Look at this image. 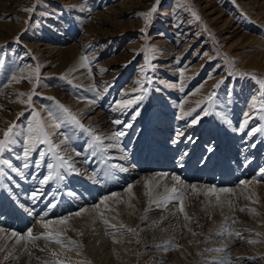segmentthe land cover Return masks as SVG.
I'll return each instance as SVG.
<instances>
[{"label": "rangeland", "instance_id": "rangeland-1", "mask_svg": "<svg viewBox=\"0 0 264 264\" xmlns=\"http://www.w3.org/2000/svg\"><path fill=\"white\" fill-rule=\"evenodd\" d=\"M125 2L133 6L127 10L121 7L122 11L125 10L122 16L112 15V10H119V5ZM242 3V0H214L212 7L205 10L202 8L204 2L201 0H161L157 12L150 20L146 21V18L139 14L148 12L155 4V0H25L26 5L21 6L23 9L20 5L19 9L8 8L11 7L10 2L0 1V98L8 100H6L7 107L0 109L3 113H0V130H6L11 123L17 125L14 132L26 130L29 122L34 123L31 115L33 110L40 112L42 120L51 123L48 110L53 111L54 114H62L57 101L67 107L83 125V128H80L65 116L64 124L60 129H46L55 133L50 136L55 151L50 149L47 144L37 143L36 151L30 153L27 161L16 158L17 156L23 157V149L27 146L24 137H18L17 143L10 145L4 153H0V159H8L15 167L20 168L23 175H18L7 166L0 165V168H3L7 173V175H0V189L7 187L5 192L10 199H13L14 196H17L16 192L20 190L18 188L27 182L33 183L38 198L41 199L47 193L44 199L50 202L48 205L44 204V207L50 208L52 205L55 207L58 203L61 204L60 200L64 192L68 198L63 201L65 204H69L70 200L78 199L79 194L85 193V190L90 191L103 187L102 180L97 183L91 179H87V183L91 185L87 186L86 183L85 190L79 186L83 178L82 171L90 173L92 163L95 164V170L99 169L100 173L104 172L106 177L117 176L122 179L126 176L129 178V183L118 190L122 192L135 181L131 182L132 179H130L133 178L134 173L147 174L150 171H146L143 167L146 168L153 161L155 164L161 162L165 158L162 154L167 148H170L168 152L175 151L172 157L170 154L166 156V161L172 162L170 165H173V168L170 171L176 175L190 174L195 178L202 176L204 171L206 172L204 170L199 174L193 169L182 170L179 168L180 159H186L187 155L196 149L197 156L194 157L193 154L189 160L197 159L201 166H208L217 176H222L223 172L227 171V166L238 167V170L234 171L237 179L244 173H254L256 167L263 168L260 163H264V141H262L264 138V107H261V103L264 102V18L255 16L259 13L258 9L253 6H245ZM24 9H33V11L26 12ZM210 10H214L216 13L212 16L207 15ZM221 13L225 14V17L221 16ZM98 14L103 15L106 22L97 20ZM196 16H199V19ZM213 17H216V20L211 21L210 19ZM225 19L233 21L232 24H235L240 34L225 38L232 29L224 24ZM129 22L135 23L136 29L132 30L128 25ZM113 34L115 35L113 36ZM46 47H53V49L46 50ZM65 47L77 48L78 55L75 56V60L71 55V59L68 61L64 57L59 59L60 51H55ZM83 56L88 57L86 67L82 66L81 57ZM72 60L74 61L72 62ZM109 62L111 65L108 64ZM37 65L40 67L38 79L35 72ZM142 68L145 71L142 72ZM13 76L18 77V80H12ZM137 81L141 83L138 84ZM217 84L219 86L215 87ZM33 91L32 103L29 106L27 95L20 96L19 93L27 94ZM137 96H141L143 99L128 108L121 109L118 106L119 101L135 99ZM210 96L211 100H209ZM253 96L257 98L255 109L251 107ZM88 100L96 101L99 106L106 107L107 113L123 119L121 124H116V131H122L125 134L114 138L112 142L105 143L104 139L106 138L91 133L94 142L91 141L86 127L95 113L76 110L80 105L81 109L84 108L83 103ZM72 102H78L80 105L77 104L73 107ZM4 103L5 101H3ZM99 109L97 108L96 112ZM204 109L208 110L209 115L203 114ZM189 111L192 112V115L185 116L184 113ZM21 112L24 113L23 116L19 115ZM137 112L138 115H136ZM245 113L249 114V124L243 131H240L239 126L245 119ZM198 114L201 117L199 122L192 124V119ZM218 117H220L221 123H218ZM117 118L116 120H118ZM225 120L230 123H226ZM177 125L178 132L175 129ZM218 125L220 129L222 127L223 132L222 130H218V133L217 130L215 131ZM253 127L258 130L249 134ZM164 128H166V133L163 132ZM148 130L151 131L150 135ZM179 132L183 135H178ZM224 132L228 133V137L223 135ZM96 135L100 136L99 140L95 139ZM2 138V134H0V139ZM177 143L182 145L186 151L190 150L189 153H185V157L178 154ZM76 144H79L80 147L76 148ZM107 144L109 147L111 144L119 145L120 149H123L121 151L120 149L109 150V148H105ZM126 147L128 148L125 149ZM209 147L213 148L212 152L208 151ZM71 149L78 150L84 161H82L81 173L79 170L78 175L73 172L75 170L73 167L62 166L61 161L56 158L57 156H66L65 159H69L67 154L72 151ZM98 149L103 152V155ZM123 150H128L126 156L130 162L127 160L118 162V159H114L115 156L125 157ZM40 151L45 152V157L37 167L34 162L40 159ZM155 153L156 156H154ZM69 160L74 162L79 159L71 160L70 158ZM245 161L249 163L251 169L246 170ZM131 162L132 164H130ZM24 163H29L27 169L23 167ZM48 163L54 165L52 170L47 168ZM97 163H100V167ZM252 163H255L253 165L255 168L251 166ZM222 164L223 166L227 164V166L223 167ZM126 167L128 168L126 169ZM137 168L139 171L136 170ZM49 171L53 172L54 178L55 175L58 178V185L53 190L47 188L50 180L46 184H40V180L48 175ZM163 171L165 172V170ZM220 171L223 172L220 173ZM131 173L132 175H130ZM208 173L210 174V172ZM61 176L63 179L59 178ZM193 182L204 185L199 180ZM237 183L234 186H228V188L234 189L238 186ZM133 184L140 192L139 180ZM210 184L205 185L214 187L213 184H211L212 186ZM29 188L23 194L19 191L17 199L13 201L14 204L17 205L19 198L24 199L21 203L22 207L27 204L26 198L28 197L29 200L32 197L31 193L34 192ZM39 189L44 191H38ZM58 193L60 194L57 198L50 200L51 196L56 197L55 195ZM146 193L148 194L146 195ZM167 195L169 193L165 190L160 196H156L154 186L147 184L144 196L136 193L130 195L127 200L122 199V202H119L117 206H112L114 211L108 207V203L107 207L115 214H119L118 216L114 215L115 218L112 216L113 223L116 222L114 223L116 226L119 224V230L125 228L126 230L122 229L124 233H127L128 236L132 235L138 246L141 245L139 241L145 230L149 229L156 235H158L156 232L160 230L165 238L156 241L155 244L158 248L155 250L158 253H163L165 246L170 247L176 242L186 243L188 238V236L180 238V235L177 237L174 233L173 217L161 215L166 212L168 207L179 205L178 200L164 199ZM171 195L176 196V193ZM258 196L261 199L260 195ZM195 198H197L196 194H193L192 205L195 208H202L200 210L203 217V213L209 207L207 208L202 200L200 206L195 205ZM94 199L96 200L97 197ZM220 202H222L221 208L218 206L214 213L218 214L219 210L225 208L223 199ZM209 203L211 204V201ZM4 205L8 206L7 203ZM33 205L35 206L34 202L30 201L29 206L32 209ZM258 205L262 209L261 213L259 211L257 213L258 218L263 221L264 201L258 202ZM6 206H3L2 209H5ZM108 208L106 209L108 210ZM11 209H15V207L12 206ZM224 210H221L222 213ZM13 211L16 213V210ZM208 212L211 213V209H208ZM3 213L0 212L1 215ZM122 214L130 218L135 216L136 224L131 225ZM187 216L190 224H194L192 221H196L202 227L199 235H191L197 237L199 241V236L205 232L207 223L198 220V216L195 214ZM153 217L157 219V222ZM210 217L212 218V216ZM139 218H141L140 221ZM162 220H166L167 223L161 227L159 224ZM153 221V226L148 225ZM262 224L261 230L257 229V233H260L259 236L263 239L264 221ZM79 225L73 228L75 232L73 238L71 235H66V244L70 245L69 241H74L75 244L72 243V245H76V247H73L72 250L82 251L79 255L82 258L81 262L72 264H98L97 260L90 253H86L84 249L88 247L91 235L88 233L84 236L83 230H87L89 225L84 221ZM128 228L134 229V231L131 233L127 230ZM230 228L233 231L232 226ZM223 229L227 228L223 227ZM247 230L243 231L244 233L241 232V236L236 235L239 231L232 232L230 238L235 244L230 250L232 249L231 252H233L234 249L245 248V258H248L245 262L259 257L258 261L262 262H249L248 264H264V248L260 250V246H252L251 249L249 247L247 249L245 245H242L243 237L245 238L247 233L255 235L253 232H256V229L252 232H247ZM25 231L26 229L20 231L21 235L24 236ZM64 232L67 233L66 230ZM219 234L221 233L218 232L216 235ZM218 239L220 238L203 244V248L210 244L216 245ZM22 241H25L24 238ZM32 243L38 244L36 241H31ZM188 243L190 244L188 246H193L189 240H187ZM220 243L223 245L225 241H220ZM201 244L202 241L196 244L197 250H200ZM183 249L188 250L186 247ZM22 250L23 247L12 244L0 256V264H18L23 255ZM217 252L221 255V252L225 251L220 248ZM251 253L256 254L252 259L249 257L252 255ZM239 255L235 259L242 257ZM54 257L52 259L55 263L52 264H59L60 262L55 261ZM177 257L184 259L181 255ZM219 257L216 263H212L213 260H210L209 264H238L236 261L224 263V260ZM194 259L186 258L189 264H205L197 262V258ZM142 262H137V264ZM245 262L242 264H247Z\"/></svg>", "mask_w": 264, "mask_h": 264}, {"label": "bare ground", "instance_id": "bare-ground-1", "mask_svg": "<svg viewBox=\"0 0 264 264\" xmlns=\"http://www.w3.org/2000/svg\"><path fill=\"white\" fill-rule=\"evenodd\" d=\"M0 1L10 2L11 7H8V6L7 7L11 8V9H14V8L17 9L19 5L21 7L23 4H25V0H0ZM72 1H76V0H72ZM201 1L204 2V4L202 5V8L205 10L210 9L212 7V3L214 2V0H201ZM242 1H243V3H242L243 5L253 6L254 8L259 10L258 11L259 13H257L258 15H255L257 18H264V0H242ZM28 5H30V4H28ZM132 6H133L132 4L129 5L126 2L121 3L119 5V10L118 9L112 10L113 11L112 15H114L116 17L122 16V14L125 13V10L122 11L120 8L123 7L124 9L127 10V9L131 8ZM215 13H216V11L210 10L207 13V15L212 16ZM97 16H98L97 20H101L102 22H106L104 20L103 15L98 14ZM221 16L225 17V14L221 13ZM210 20L214 21V20H216V17H213ZM232 22L230 19H225L224 24L226 26L232 27V29L229 31L230 34L226 35L225 38L231 37L232 35L240 34L239 29L235 26V24L233 25ZM129 23L130 24H128V25L130 26V28L132 30H134L135 23H132V22H129ZM114 35L115 34H113V36ZM243 36H247V35L245 34ZM87 38H89V37H87ZM45 49L50 50V49H53V47L52 48L46 47ZM58 51H60L58 54L59 59L64 57L66 59V61L71 59L70 55L72 56L73 59L75 58L76 55H78L76 53L77 52L76 47H65L62 49H58L55 52H58ZM74 60H72V62ZM111 61H112V59L110 60V62ZM110 62L108 64L111 65ZM6 100H4V98L3 99L0 98V109H2L3 107H7L6 102L8 100L7 101ZM3 101H5L4 104H3ZM71 104L73 107L77 106V104L80 105V103H78V102L77 103L72 102ZM83 104L85 105L84 108L81 109V107H80L81 105H80L78 108H76V110H79V111L82 110L85 113H95V116L90 120V122H88V124H87L88 126L86 127L87 131L90 134V140L94 142V140H92L91 133H96L97 135H100L101 138H106V139H104L105 143L112 142V140H114L113 134L115 132H117L116 131L117 126L115 123H113V121L116 120L117 117L115 115H112L109 112L107 113L106 107L105 106H99L96 101L88 100L86 103H83ZM97 108H100V109L96 112ZM83 112H82V114H84ZM0 113H2V111H0ZM117 119L120 121L123 120V119H119V118H117ZM165 129L166 128H164L163 132L166 133ZM175 129L177 130L176 132H178V129H179L178 125L175 127ZM148 131H150V130H148ZM97 135H96V137H97ZM102 141H103V139H102ZM262 141H264V138L262 139ZM122 143H123V141H122ZM176 145L178 148V154L180 153L181 157L182 156L185 157V153L190 152V150L186 151L185 149H183L182 145H179V143H177ZM262 145H263V143H262ZM77 147H80V145L76 144V148ZM105 148H109V150L120 149L119 145L117 146L114 144H111L110 147L107 144V147H105ZM127 148L128 147H126L125 149H127ZM121 149H123V148H121ZM121 149H120V151H121ZM141 149H142V147H141ZM169 149L170 148H167L164 151V153L162 154V156L165 158H163L161 162H158L155 164L154 161L153 162L150 161L151 162L150 165L147 163L148 165L146 164L147 165L146 168L143 167L146 171H150L149 173H147V174L145 173L144 175L141 172H140L141 174L134 173L133 178H130V179H132L131 182L133 180H135V181L139 180V187L141 188L140 192H138L137 188L134 186V184H133L135 182L134 181L133 183L130 184L132 186L131 190L129 191L128 187H127L125 189V191L124 190L122 191V192H124L122 194V192H120L118 190L122 186H124L126 183H129V181H130L129 178H127L125 176L121 179V177L117 178V176L116 177L109 176V174H108L109 177H106L104 175V172L100 173L99 169H98V171H96L95 170V164H92V163H91V167H90V173H88L87 171H82L83 178L82 179L80 178L82 180V182L80 183L79 186H81L80 188L85 190V188L87 186L91 185L90 183H87V179H91L97 183L100 182V180H102L103 181L102 184L104 183L102 185L103 187H101L99 189L95 188V189H92L90 191L85 190V193L79 194L80 197L78 199L70 200L69 204L68 203L65 204V201H63V200L68 198L67 195L65 194V192L63 193L62 198L60 200L61 204L58 203L57 205H55V207H53L54 205H52L50 208L44 207V204L48 205L49 204L48 202H50V201H46L44 199V196H46L47 193H45L41 199L38 198L39 197L38 195L35 198L30 197L29 200L27 197L26 198L27 204H25L23 207H22L23 204H21L24 201L23 198H19L17 200V205L14 204L13 201H14V199H17L16 197L18 196L19 191L21 194H23L24 192H26V190L28 191L29 187L33 188V189L29 188V190H31V191L36 190V189H34L35 185L33 183L29 184L27 182V184L25 183L23 186L18 188L20 190L19 191H17L18 189L16 190L17 196H14L13 199H10L8 197L7 193L5 191L1 190L0 191V212H4V213L2 215L0 214V256L8 248H10L11 245L13 244V245H17L19 247H23V250H22L23 255L21 256L18 264H49V263L52 264V263H55V262H53V259H52L54 257V255H53L54 252L57 253V255H55V257H54V258H56L55 261L57 260V262H63V264H72V263H76V262H81L82 258L79 257V255L82 253V251H80L81 252L80 253L78 251H75L74 249L72 250V248L76 247V245L75 246L72 245L71 242H74V241H71V240L69 241L70 245L66 244V242H67L66 241V239H67L66 235H71L73 238L74 237L73 235L75 234V232L73 231V228H75L76 226H80L79 224H81L82 221L87 222V224L89 225L87 230H83L84 236L88 235V233H89V235H91V238L88 241V243H89L88 247H85L84 249H85L86 253H90L91 256L94 257L95 260H97L96 263H98V264H137V262H140V261H143L141 264H189L188 261L186 260V258H188L189 260L192 258H193V260H195L194 258H197V262H203L205 264L206 263L209 264V262H211L210 260H213L212 263H216V261H218L219 256H220L219 257L220 259L224 260V263L225 262L231 263L233 261L234 262L236 261V263L242 264L243 262H245V260L248 259V258L247 259L245 258L246 257L245 256L246 255L245 254L246 249L245 248L240 249V250L234 249L233 252H231L232 249L230 250V248H232L235 243L232 242L230 235L232 234L233 231L235 233L237 231H239V233H241L247 229H248L247 232L248 231L252 232V230H254V229H256L255 230L256 232H253V233H255V235L254 234L248 235V233L246 232L247 235H245V238L243 237L244 240H243L242 245H245L246 248L249 247L250 249L252 248V246H260V250H262L264 248V237H263V239L260 238V236H259L260 233H257V229L261 230L262 227H260V226L263 225L262 222L264 220L263 221L260 220L258 218L259 215L257 213H258V211H259V213L262 212V209L258 205V202L264 201V163H260V165L263 166V168H259V167L255 168L253 166L255 163H252L251 166H253V168H255L256 171L254 173H250V174H247V173L242 174L241 173L242 176L240 175L241 177H239L238 179H237V176L234 174V171H237L238 167L236 166V167L230 168L226 164L227 171H225V172L220 171V173L223 172V175L217 176V174L214 173L212 171V169H209L208 166L207 167L205 165L201 166L200 161H197V159L189 160V158L192 157L193 154H194V157L197 156V154H196L197 149H196L195 151H192L191 153H189V155H187L186 159H180V162L178 163L179 168H182V170L193 169V171H197V173H199V174L201 172H203L204 170H206V172L204 171L202 176L194 178L190 174L189 175H183L182 173L180 175L172 174V172L170 170L173 168V165H170L172 163L171 161H166L167 160L166 156L168 154H170V156L172 157L175 151L174 152L173 151L168 152ZM98 151H99V149H98ZM127 151L128 150H125V151L123 150V154H125V157L119 158L120 156H115L114 159H118V162H119V160L126 162V160H127L126 152ZM99 152H100V154L102 153V155H103V152H101V150ZM77 153H79L78 150H75V151L72 150L67 154V157L71 158V160L73 158L79 159V160H76L74 162H70V160H69V163L72 164V167L75 169L73 172L77 173L76 175H78L79 170L81 173V170H82L81 166H82V161H83L81 154L77 155ZM156 153L154 154V156H156ZM251 154H253V153H251ZM102 155H101V157H102ZM122 156H124V155H122ZM154 158L156 159V157H154ZM214 158H215V156H214ZM250 158H253V157H250ZM215 159H217V158H215ZM226 159H227V157H226ZM127 161L130 162L129 160H127ZM135 161H137V160H135ZM142 161H144V160H142ZM251 162H253V161H251ZM97 164H98V167H100V163H97ZM122 164L124 165V163H122ZM130 164H132V162ZM245 165H246V170L251 169L249 166V163H247V161H245ZM222 166H223V164H222ZM127 168L128 167H126V169ZM129 170H132V169H129ZM136 170L139 171L138 168ZM162 170H165V172L164 171L162 172ZM216 170H218V169H216ZM208 172H210V174ZM220 173H219V175H221ZM130 175H132V173ZM173 176H179L181 178V180L183 181V185L176 184V182L172 179ZM57 180H58V178L55 175V178L53 177L50 180L49 184H47L48 190H51V189L53 190V188L55 186L57 187V185H58ZM197 180L203 182L204 185H202L198 182H193V181H197ZM239 180L246 181V183L241 184ZM72 181H75V180H72ZM190 182H193V183H190ZM86 183H87V186L85 187ZM146 183L152 184L154 186V193L156 196H158V195L160 196V194L163 191L171 189L173 186H175L177 189V191H176L177 197H182V195H183V202H184L183 203V207H184L183 213H181L179 211L180 205H178L177 207H174V206L168 207L166 209L167 213L163 212V213H161V215L163 214V215H165V217H167V215L173 217L172 221H173L174 233L177 237L180 235L181 236L180 238H183L184 236H188V238L186 239V243L176 242L175 244L171 245L170 247L165 246L164 247L165 251H163V253H158L155 250V248H158L155 243L160 238H165L163 233H161L160 230L158 232H156L158 235L154 234V232L150 231L149 229L145 230V232H143V236H141V240L139 241V242H141V245L138 246V244H136L135 239L133 238L132 235L128 236L127 233H124V231L122 229H125V228H121L119 230L118 229L119 224L116 226V224H114L116 222L113 223L114 218H115L114 215H117V214H115V212H113L114 210L112 209V206L113 205L117 206L119 204V202H122V199L127 200L130 197V195H132V194L139 193L142 196H144V192L146 190V186H145ZM208 183L213 184V186L217 189H220V188L222 189V188H226V187H227V189H230V188H228V186H234L235 183H237L238 186L235 187L234 189H230L231 190L230 192H219L218 191L217 193L213 194V193L208 191V189H210L212 187H210L209 185H205ZM184 185H187V187H184ZM192 185L196 186L195 192L193 191V189L191 187ZM73 187L75 188V186H73ZM38 191L42 192L44 190L39 189ZM235 192H237V194L234 195ZM113 193H115L116 195L113 196L112 195ZM59 194L60 193L55 195L56 197L51 196L50 200L57 198V196H59ZM193 194H196V197H197V198H195L196 199L195 205L200 206V202L202 200L206 204V207L207 208L209 207L208 209H211V213L208 212V209H207L206 212L203 213V217H202V211H201L202 208H200L201 209L200 210L199 208H197V207L195 208L192 205L191 198H193ZM258 195H260L261 199L259 198ZM72 196H76V195H72ZM101 196H103L102 199H101ZM213 196H215V197H213ZM96 197H97V199L95 200L94 198H96ZM105 197H109V199L105 200ZM100 199H101V201H100ZM222 199H223V202L225 203L224 207L226 209L225 208H224L225 210L221 209V210H224L223 213L221 210H219L218 214L214 213L215 210L218 209V206L221 208L222 202H220V200H222ZM30 201L34 202V204H35V206L33 205L34 206L33 209L29 206ZM210 201H211V204L209 203ZM219 202H220V204H219ZM5 203H7L8 206L4 205ZM107 203L109 205L108 207H111V209L113 211L109 210V208L107 207ZM236 203H238V205H236ZM3 206H6L5 209L3 208L4 210L2 209ZM12 206L15 207V209H11ZM106 208H108V210ZM263 208H264V206H263ZM81 209H84L85 211L81 212L80 216L74 215V213L80 211ZM241 209H243V211ZM13 210H16V213H14L15 211H13ZM196 211H199L200 213H198ZM28 212H29V214H28ZM31 213H33V214L31 215ZM45 213H47L46 216L44 215ZM188 214H195L196 216H198L197 217L198 220H200L201 222L205 221V223H207L206 224L207 228L205 229V232L203 234L201 233V236H199V241L197 240V237H194V236L192 237L191 235H193V234L199 235L198 233H200V231H201L200 228H202V227H200L199 224L196 223V221H192L194 224H190L188 222V220L185 219V215H188ZM209 215L212 216V218ZM112 216L114 217L113 221H112ZM122 216H124V218L126 217V220L129 223H131V225L132 224L134 225L137 222V220H135V216H132L131 218L127 217L123 214H122ZM122 216H120V217H122ZM62 217H68V221L66 224L54 223L55 221H57L58 219H60ZM55 218H57V219H55ZM132 219H134V220H132ZM140 219L141 218H139V221H140ZM153 219L155 222H157L156 218L153 217ZM105 220L108 221L107 224L104 223ZM147 221L149 222V220H147ZM154 221L150 222L148 225L153 226ZM223 221H225V222H223ZM45 223H48L47 229L43 227V225ZM120 223H123V222H120ZM129 223H126V224L129 225ZM166 223H167L166 220H162L161 223L159 224V226L162 227ZM120 226H121V224H120ZM231 226H232L233 231H231V228H230ZM198 227H199V230H197ZM223 227H226L227 229L224 230ZM25 229H26V231L24 232V236H23V234L21 235L22 232L20 233V231H24ZM166 229H168V228H166ZM29 230H31V234H30L31 237H39V238L34 239V240L30 239L29 238ZM65 230L67 231L66 234L64 232ZM218 232H220L221 234L216 235ZM13 233H15L16 235H13ZM49 233H51L50 239L47 238L49 236ZM56 233H60V235L56 236ZM240 236H241V234H240ZM22 238H24L25 241H22ZM217 238H220V239H218V241L216 242V245L210 244L209 246L207 245V246H204V248H203V244L208 243L209 241H212V240L217 239ZM55 239H60L62 243L56 244L54 242ZM187 240H189V242L191 244L193 243L192 244L193 246H188L190 244L189 243L187 244ZM31 241H36V242H38V244H36V243L31 244ZM178 241H179V239H178ZM201 241H202V244L200 246L201 248H200V250H197L196 244L200 243ZM220 241H225V243H223V245H222L220 243ZM250 241H252V242H250ZM73 244H75V243H73ZM185 244H186V246H185ZM218 245H220V246H218ZM185 247L188 250H184L183 248H185ZM220 248H222V250L225 251L223 253L221 252V255H219L217 252L218 249H220ZM249 248H247V249H249ZM179 249H180V251H178ZM80 250H82V249H80ZM241 250H243V251H241ZM198 251H199V253H197ZM242 252H243V254H240ZM239 254L244 258L241 257V258L235 259L237 257V255H239ZM84 255L86 256V254H84ZM179 255L183 256L184 259H182L181 257L180 258L177 257ZM255 256H256V254H252L249 257L252 259V257H255ZM258 258L259 257L254 258L253 260L249 259L245 263L248 264L249 262L250 263L262 262V261H258ZM239 259H241V260H239ZM219 261H221V260H219Z\"/></svg>", "mask_w": 264, "mask_h": 264}, {"label": "snow or ice", "instance_id": "snow-or-ice-1", "mask_svg": "<svg viewBox=\"0 0 264 264\" xmlns=\"http://www.w3.org/2000/svg\"><path fill=\"white\" fill-rule=\"evenodd\" d=\"M161 0H155V4L151 7V9L148 11V12H145V13H140L139 15H142L146 18V21L150 20V18L153 16L154 13L157 12V9H158V6L160 4ZM24 11L26 12H31L33 11V9H24ZM193 15H196L195 13H193ZM197 19H199V16H196ZM143 31V29H142ZM81 60L83 62L82 66H87L88 65V57L87 56H83L81 57ZM39 71H40V67L39 65L36 66L35 68V72L37 74V79H38V74H39ZM141 71H145V69H141ZM12 80L16 81L18 80V77L16 76H13L11 78ZM68 83H71V81H68ZM137 83H141L140 81H137ZM219 85L217 84L215 87H218ZM135 91V90H134ZM20 96H24V95H27V103L29 104V106H31V103H32V96L34 95V91L33 92H29L27 94L25 93H19ZM125 95H127V93H125ZM214 95V94H213ZM143 97L141 96H137L135 97V99H124V100H121L118 102V106L123 109V108H128L130 107L131 105L137 103L138 101L142 100ZM212 97L210 96L209 97V100H211ZM21 103H23L24 101H20ZM59 109H61L62 111V114H54L53 111L51 110H48V116L51 117V123L47 122V121H44L41 119V116H40V112L38 111H35L33 110L31 115L33 117V122H29L28 125H27V128L26 130H23V131H15L14 132V129H17V125L15 123H11L9 124V126L7 127L6 130H0V134H2V139H0V153H4L7 149H9V146L12 145V144H15L18 142L17 138L20 137V136H23L24 137V142L25 144L27 145L26 147H24L23 149V157H20V156H17L16 158L17 159H24V160H28L29 159V156H30V153L33 152V151H36V145L37 143H42V144H47L49 146L50 149H52L53 151H55V148L53 146V142L52 140L50 139V136L52 134H55L54 131H48L46 129H52V130H56V129H60L61 126L64 124V121H65V116L70 119V121L79 126L80 128H83V125L80 124V121L77 119V117L67 108L65 107L63 104H59V102L57 101L56 102ZM199 103V102H198ZM251 107L253 109H255L257 107V98L255 96L252 97V103H251ZM261 107H264V102L261 103ZM194 111V110H193ZM139 113L137 112L136 115H138ZM203 114L205 116L209 115V112L207 109H204L203 110ZM219 115V113H217ZM20 116H23L24 113L21 112L19 114ZM185 116H190L192 115V112L189 111V112H185L184 113ZM245 116V119L243 120V122L240 124L239 126V130L240 131H243L244 128H246L249 124V114L248 113H245L244 114ZM135 118V117H133ZM200 116L199 114L194 117L191 121L192 124H196L199 122L200 120ZM226 123H230V121H227L225 120ZM113 123L115 124H121L122 121L120 120H114ZM129 127L131 125H128ZM258 129L253 127L250 131L249 134L251 133H255ZM26 132V134H25ZM125 133L122 132V131H117L113 134V138H118V137H121L123 136ZM61 135H64L63 133H61ZM178 135H183V133H178ZM65 139H67V136H65ZM96 140H99L100 137L97 136L95 137ZM63 142V141H62ZM208 151L209 152H212L213 151V148L209 147L208 148ZM77 155H80V153H77ZM39 157L40 159L39 160H36L34 163L37 167L40 166L41 164V161L43 160V158L45 157V152L43 151H40L39 152ZM59 161H61V164L62 166H67L68 168H72V164L69 163V159H65V157L63 156H57L56 157ZM0 165H5L7 166V168L11 169L12 172L14 173H17L18 175H23V173L21 172L20 168L18 167H15L8 159H0ZM23 167L25 169H27L29 167V163H24ZM47 168L49 170H52L54 168V165L51 164V163H48L47 164ZM0 175H7V173L4 171L3 168H0ZM53 178V172L52 171H49V174L48 175H45L41 180H40V184L43 185V184H46L49 180H51ZM60 179H63V177H59ZM172 179L176 182V184H180V185H183V181L181 180V178L179 176H173ZM241 184H245L246 181H240ZM147 187V183L145 185ZM131 185H129L128 187V190L130 191L131 190ZM184 187H187V185H184ZM193 191L195 192L196 191V186L195 185H192L191 186ZM169 195L165 196L164 199L166 200H178L179 201V211L181 213L184 212V207H183V199L182 197H177V196H174V195H171L172 193H176L177 189L175 186H173L171 189H168L167 190ZM209 192L215 194L217 193L218 191L219 192H230L231 190L230 189H227V188H222V189H217L215 187H212L210 189H208ZM148 193H146L147 195ZM37 195V193L34 191L32 193V197L35 198ZM113 196H115L116 194L113 193L112 194ZM109 199V197H105V200ZM243 211V209H241ZM85 211L84 209H81L80 211L74 213V215L76 216H80L81 215V212ZM45 216L47 215V213L44 214ZM185 219H189V217L187 215H185ZM68 221V217H62L60 219H58L57 221H55L54 223H57V224H66ZM105 224L108 223L107 220L104 221ZM44 228H48V223H45L43 225ZM128 231L132 232L134 231V229H128ZM31 230H29V238L30 239H38L39 237H31ZM13 235H16L15 233H13ZM60 233H56V236H59ZM237 236L240 235V233H236ZM47 238H51V233H49V236ZM56 244H61V240L60 239H55L54 241ZM252 242V241H250ZM71 243H74V242H71ZM53 255H57V253H53ZM60 264H63V262H60Z\"/></svg>", "mask_w": 264, "mask_h": 264}]
</instances>
